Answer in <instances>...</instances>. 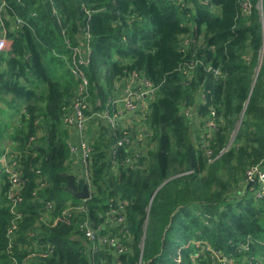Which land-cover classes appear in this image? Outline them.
Masks as SVG:
<instances>
[{"label":"trees","instance_id":"obj_1","mask_svg":"<svg viewBox=\"0 0 264 264\" xmlns=\"http://www.w3.org/2000/svg\"><path fill=\"white\" fill-rule=\"evenodd\" d=\"M246 1L247 9L242 0H0V33L10 40L0 100L10 97L18 115L9 162L21 177L10 247V180H0V264L32 251L44 253L35 264H216L206 245L238 264H264V194L241 187L245 170L264 162V0ZM86 33L87 115L127 73L156 88L140 121L112 129L88 118L83 200L65 190L66 173L79 188L87 181L67 170L73 131L63 115L77 84L69 45ZM126 133L129 142L113 147ZM87 220L124 251L92 252L79 225Z\"/></svg>","mask_w":264,"mask_h":264},{"label":"built area","instance_id":"obj_2","mask_svg":"<svg viewBox=\"0 0 264 264\" xmlns=\"http://www.w3.org/2000/svg\"><path fill=\"white\" fill-rule=\"evenodd\" d=\"M243 8L247 9L249 3L246 0H242ZM17 22H20V19H17ZM87 40L82 41L78 45H69L71 51L69 55L70 61L68 66L71 74L77 80V84L72 96L69 98V105L65 108V113L63 115V122L66 125L76 128L79 136V147L81 149V156L78 163L80 164L81 169L79 174L86 179V183L90 187L89 183V158H90V142L85 136V131L87 128V120L90 116H98L100 118L106 119L107 123L112 129H114L117 124L119 117L126 115L129 121H136L145 116V110L148 107L150 99L153 97L155 86L152 85L150 80L140 72L133 71L122 75L116 78L111 85V93L104 102L103 107L100 110L92 111L90 115H87L85 112L90 110L88 98L90 95V84L88 76L85 74L82 69L83 65H87L90 60V47L89 34H85ZM87 41V42H86ZM185 40V44L187 43ZM9 46L8 38L3 32L0 33V54ZM200 61L194 60L193 62H188V67H194ZM119 91L122 92L119 95ZM146 101V103L144 102ZM185 114H190L189 109H184ZM214 128L213 122H210L208 129L211 130ZM126 136L119 138L116 141V145H112L116 148L117 145H121L124 142H129ZM69 144V153L70 155L76 156L77 146L73 143ZM115 150L112 149V153ZM76 160V162H77ZM0 167L3 169L4 173L8 175L10 180V187L7 192V197L11 200L10 212L12 217L10 219L9 227L6 231V237L8 240V246H12L13 242L15 243V231H16V221L20 217V214L15 210L16 202L20 201L21 196L19 195V183L21 181L20 172L14 169V162H9V156L4 152L0 156ZM243 181L245 184L251 182L257 186V191L255 197L260 198L264 194V162H259L249 166L243 175ZM49 206V204H48ZM71 207H67L62 211V215L55 218L54 222L59 219H65L66 215L69 214ZM117 221H122V216L117 218ZM81 229L88 237L91 242V251L96 252L101 246L109 245L115 251L116 255L124 251V245L116 238L110 235H104L98 232V230L92 226V224L87 220L81 222ZM205 249L210 251L211 258L215 260L216 264H238L235 259L228 254L221 252L218 249H213L206 245ZM245 248V246H243ZM32 251L29 255L22 259L19 263L18 260L11 256L13 264H27L33 262L37 255H44V253ZM116 264H120L118 260L115 261Z\"/></svg>","mask_w":264,"mask_h":264},{"label":"rangeland","instance_id":"obj_3","mask_svg":"<svg viewBox=\"0 0 264 264\" xmlns=\"http://www.w3.org/2000/svg\"><path fill=\"white\" fill-rule=\"evenodd\" d=\"M216 14H218V8L217 7H215L213 9V15H216ZM187 23H190L192 26L194 25L192 19L189 20ZM199 40H200V38H199ZM8 42L10 44L9 39H8ZM182 44H183V42H182ZM105 90H107L106 87H105ZM7 98H6V100H0V129H1V131H0V144H2L4 146V148H5L4 151L6 152L7 156H10L12 153H14L13 152L14 150H12V148L15 146V142H13L11 139V134L14 131L13 126L15 124V120H13L11 115H13L14 118L18 115L15 113L14 108L10 104L12 99L10 97H7ZM129 122L133 123V122H137V121H127L125 123L129 124ZM141 129H142V127H141ZM233 138H234V136H231L230 139L233 140ZM67 170L72 171L73 169L68 166ZM4 174L5 173H4L3 169L0 167V180L3 178ZM256 191H257V186H255L253 189L249 190V194L254 195L256 193ZM95 228L98 230V232H100L99 231L100 230L99 225H97ZM101 234H104V233H101ZM112 237H114V236H112ZM114 238H116V237H114Z\"/></svg>","mask_w":264,"mask_h":264},{"label":"crops","instance_id":"obj_4","mask_svg":"<svg viewBox=\"0 0 264 264\" xmlns=\"http://www.w3.org/2000/svg\"><path fill=\"white\" fill-rule=\"evenodd\" d=\"M81 38L79 37V40H80ZM82 41L80 40V43H81ZM79 43V44H80ZM122 94V92L121 91H119V95H121ZM145 103H146V101H144ZM101 120V123L103 124V125H105L106 127H107V121H106V119H104V118H101L100 119ZM127 121H129V119L127 118V116L126 115H124V116H120L119 117V122H121V123H125V122H127ZM136 121H140V119H138V120H136ZM69 128H71V130L73 131V133L72 134H70V138H69V140H68V143H73V144H75L76 146H77V148H78V150H77V154H76V156H74V155H71V157L69 158V161H68V163H67V167L69 166V167H71L73 170H72V172H76L77 170H80V168H79V164L76 162V160L77 159H79L80 160V156H81V149H80V147H79V136H78V132L76 131V128H74V127H71V126H69ZM72 138V139H71ZM76 157H77V159H76ZM70 162H71V164H70ZM245 183H244V181L242 182V184H241V187L243 188V189H245ZM248 189V188H247ZM247 189H245V190H247Z\"/></svg>","mask_w":264,"mask_h":264},{"label":"water","instance_id":"obj_5","mask_svg":"<svg viewBox=\"0 0 264 264\" xmlns=\"http://www.w3.org/2000/svg\"><path fill=\"white\" fill-rule=\"evenodd\" d=\"M256 74H257V72H256ZM240 121H241V118L239 120V123H240ZM231 142H232V139H230L228 145H230ZM65 176H66V179H67V184L65 186V190L67 192H69L72 196H74L76 198L83 199V200L88 199L90 197L91 192H90V189H89V185L87 183H84L83 186L81 188H79L77 186V183L75 182V176H74L73 173H66ZM251 184H252L251 182H248L245 185V189L249 188L251 186ZM155 191L153 192V194L155 193Z\"/></svg>","mask_w":264,"mask_h":264}]
</instances>
